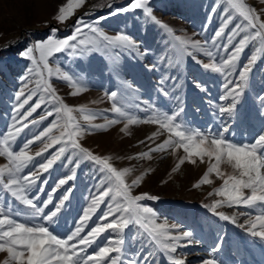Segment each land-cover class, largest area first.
Returning a JSON list of instances; mask_svg holds the SVG:
<instances>
[{
  "label": "snow or ice",
  "instance_id": "obj_1",
  "mask_svg": "<svg viewBox=\"0 0 264 264\" xmlns=\"http://www.w3.org/2000/svg\"><path fill=\"white\" fill-rule=\"evenodd\" d=\"M85 2L86 0H66V3L58 8L53 19L63 24ZM221 4L223 23L203 44L199 40L174 37L179 44L177 51L181 56H191L205 70L219 73L225 78L223 93L218 97L219 103L208 101L215 122L203 128L193 126L183 116L185 109L179 97H175L177 104L172 111H163L154 106L152 114L147 119H141L126 111L122 94L110 91L106 93V98L111 102L112 116L105 115V123L102 125L92 123L101 114L82 106L73 107L65 103L51 82L52 78L67 82L73 89L70 93L72 96L85 92L87 85L79 70L64 71L60 66H56L57 54L67 52L69 56H75L78 51L83 53L91 49L98 50L102 46L101 42L119 48L134 49L136 44L127 34L108 36L95 24H88L78 18L70 36L57 38L58 29H52L51 35L36 41L20 53L31 61L32 67L27 69L29 75L22 78L23 88L15 93L17 104L13 109L12 122L7 126L5 133H0V158H6L7 161L0 166V253H6L0 264H156L152 250L141 252L136 259H129V256L133 255L125 247L129 239L139 240L142 249L154 247L157 253L167 259L168 264H188L185 259L179 258L177 250L179 247L198 242L193 239L194 232L181 230L178 223H170L168 218L158 216L152 207L142 203L146 200H159L157 195L147 192L133 194V189L141 185L144 176L151 169L128 183L126 177L131 174V168L117 169L110 162L112 157L94 154L79 142L84 135H91L96 130L107 131L109 127L121 122H124L121 131L125 133L129 125L139 123H151L158 128L157 132L146 138L154 146L150 145L147 151L133 157L135 159L151 158L154 152L169 150L174 154L178 149H182L184 155L178 158L173 168V171H176L185 162L195 164L199 159L204 163L207 158V169L193 187L211 184L210 176L214 174L222 180V184L215 188L214 192H210L209 196L214 194L223 199H218L206 207L220 219L233 224L237 223L238 215L247 217L245 223L239 226L244 228L247 225L248 234L264 241V119L257 129L245 120L237 107L244 95L257 56L264 53V8L258 10L250 5L248 0H221ZM137 9L142 10L146 17L170 35L173 34V29L153 14L150 0H130L128 5L113 9L111 15ZM236 17L240 18V22L227 33V43H223L226 29ZM84 28L95 34V37L80 39ZM241 33H244L243 37L233 44ZM252 42L258 43L259 47L248 62L237 69L242 52ZM221 49L226 55L221 54ZM36 53L39 54L38 57ZM195 53H202L208 58V62L197 59ZM154 67L155 65L150 66ZM234 72L237 73V78L229 79ZM33 83L35 86L30 88L29 84ZM193 85L200 91H205L201 81L193 79ZM161 91L168 95L166 89ZM34 97L37 99L30 104ZM259 100L260 108L264 109V96L259 97ZM25 105H28L27 109ZM42 105L48 107L40 116V120H29ZM197 110L200 111L199 108ZM75 113H80L81 117H77ZM261 115L264 116V112ZM48 117H54L49 125L28 137L25 130L31 132V127ZM80 118L88 122L87 127L79 123ZM234 124L237 126L234 127ZM54 131L58 135L54 134ZM165 132L168 138L156 143V137ZM22 134L28 138L17 147V141ZM37 141L41 142L42 147L33 155L31 146ZM54 145L60 147L50 157H45L38 166L33 164L35 157H42ZM65 153L69 155L65 157ZM62 157L67 161L65 167H74L72 174L60 178L56 187L74 179L75 168L79 167L81 160L93 162L98 166L97 171L102 173L95 186V193H90V202L84 208L83 215L79 217L75 229L66 236L60 235L51 226L57 224L58 214L65 202L69 201L72 188L65 189L66 194L54 205V210L49 209L47 212L45 209L52 202L51 194L45 201L32 194L40 175L53 168ZM222 165L228 166L231 172L223 171ZM26 169L30 171L25 173ZM55 190L53 188L52 191ZM38 191L43 192L44 189L40 187ZM101 204L106 206V210L96 218V222L86 234L82 235ZM225 205L247 211L232 216L217 212L219 207ZM132 227H135L137 232L129 235L126 230L130 231ZM106 232H109V236H102ZM182 241L187 244L182 245ZM93 245L96 249L89 253L88 248ZM219 250V245L213 246V252ZM198 264H218V260L205 258Z\"/></svg>",
  "mask_w": 264,
  "mask_h": 264
},
{
  "label": "rangeland",
  "instance_id": "obj_2",
  "mask_svg": "<svg viewBox=\"0 0 264 264\" xmlns=\"http://www.w3.org/2000/svg\"><path fill=\"white\" fill-rule=\"evenodd\" d=\"M64 3L66 0H0V133H5L7 126L12 122L13 109L17 104L15 93L23 88L22 78L29 75L27 69L32 67L31 61L22 57L20 53L36 41L47 38L52 34V29H58L57 38L70 36L78 18H82L88 24H95L108 36L127 34L134 40L136 47L129 50L101 42L102 46L98 50L91 49L83 53L78 51L75 56H69L67 52L57 54L56 66H60L64 71L79 70L87 85L85 92L72 96L70 93L73 89L67 85V82L52 78L51 82L65 103L73 107L82 106L91 112L101 114L92 123L102 125L105 123V115L112 116L111 102L106 98V93L110 91H118L122 94L126 102V111L141 119H147L152 114L154 106L163 111H172L177 104L175 97H179L185 109L183 116L193 126L203 128L215 122L208 101L219 103L218 97L223 93L225 78L219 73L205 70L191 56H181L177 51L179 44L174 37L199 40L202 44L212 37L223 23L221 0H150L156 18L173 29L171 35L146 17L140 9L111 15L113 9L128 5L130 0H86L85 4L75 10L67 21L60 24L53 17ZM248 3L258 10L264 8V0H248ZM101 17L104 19H100ZM238 22L240 18L236 17L229 24L223 43H227V33ZM243 35L244 33H241L233 44ZM86 37H95V34L84 28L83 35L79 38ZM257 47L259 44L256 42L245 47L237 62V69L248 62ZM213 51L215 52L216 49ZM220 52L226 55L222 49ZM36 55L38 57L39 54ZM195 56L203 62H208V58L202 53H195ZM151 65L155 67L150 68ZM236 78L235 72L229 77L233 80ZM193 79L201 81L205 91L196 88ZM34 86V83L29 84L30 88ZM161 89H166L168 95H165ZM261 96H264V53L258 54L249 74L244 95L237 105L245 120L257 129L264 119L261 115L264 109L260 108ZM36 99L37 97H34L29 103L33 104ZM47 107L42 105L29 120L35 118L39 121ZM25 108L27 109L28 105H25ZM198 108L200 111L197 110ZM75 115L81 117L80 113ZM53 118L48 117L36 126H30L31 132L26 129L28 137L48 126ZM79 123L85 127L88 125V122L82 118L79 119ZM123 127L124 122H121L109 127L107 131L96 130L91 135H84L79 142L94 154L112 157L110 162L117 169L131 168V174L126 177L128 183L151 169L144 176L141 185L133 189V194L147 192L157 195L159 200H146L142 203L152 207L158 216L168 218L170 223H178L181 230L194 232L193 239L198 242L187 244L186 241H182V245L187 244V246L178 248L179 258L185 259L188 264H198L205 258H216L218 264H264V241L248 234L247 225L244 228L239 226L245 223L247 217L238 215L237 223L233 224L220 219L206 207L218 199H223L214 194L209 196L210 192H214V189L222 184V180L213 174L210 176L211 184L199 188L193 187L207 169V158L204 163L199 159L195 164L185 162L176 171H173V168L178 158L184 155L182 149H178L174 154L169 150L154 152L151 158L135 159L133 157L147 151L150 145L154 146L146 138L157 132L158 128L151 123H139L129 125L125 133L121 131ZM54 134L58 135L55 131ZM28 137L22 134L16 146L21 145ZM166 138L168 134L165 132L156 137V143ZM141 141L145 143H140ZM41 147V142H35L31 146V154L34 155ZM58 147L60 145H54L42 157H35L33 164L38 166ZM67 155L69 153H65V157ZM6 162V158H0V166ZM66 163V159L62 157L53 168L40 175L37 187L32 190V194L41 201L48 200L51 194L52 202L47 205L45 209L47 212L49 209L54 210V205L66 194L65 189L72 188L69 201L65 202L58 214L57 224L51 226L62 236L75 229L79 217L83 215L84 208L90 202V193H95V186L102 175L93 162L81 160L79 167L75 168L74 179L56 187L60 178L72 174L74 165L65 167ZM221 168L225 172H231L226 165H222ZM28 171L30 169H26L25 173ZM40 187L44 189L43 192L38 191ZM53 188L56 189L54 192ZM105 210L106 206L101 204L82 235L86 234L96 222V218ZM242 211L247 210L226 205L217 209V212L229 216ZM126 232L132 235L137 229L132 227ZM102 236H109V232ZM214 245H219L220 250L213 252ZM125 247L133 254L129 259H136L141 252L152 250L156 264H168L167 259L157 253L154 247L142 249L139 240L129 239ZM95 249L96 246L93 245L88 248V252L91 253ZM5 257L6 253H0V260Z\"/></svg>",
  "mask_w": 264,
  "mask_h": 264
}]
</instances>
